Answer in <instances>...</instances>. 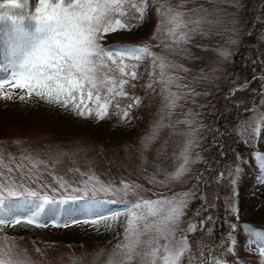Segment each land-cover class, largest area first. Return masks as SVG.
I'll use <instances>...</instances> for the list:
<instances>
[{"label": "rangeland", "instance_id": "1", "mask_svg": "<svg viewBox=\"0 0 264 264\" xmlns=\"http://www.w3.org/2000/svg\"><path fill=\"white\" fill-rule=\"evenodd\" d=\"M34 1L40 7L39 0ZM148 2L143 18L132 7L133 3L143 6L140 0L126 2L124 10L134 21L126 29L106 34L100 41L148 46L154 54L155 61L153 57H145L124 62L129 71L136 72L135 80L130 76L124 78L131 90L137 89V94L125 104H118L115 111L109 105L107 114L97 118L95 112L81 116L41 101L34 94L29 97L21 89H11L13 99H0V132L5 134L0 133V171L9 175L7 167H10L11 175L17 179L23 173L27 187L41 195L47 192L57 201L82 193L70 189L57 193L41 190L37 187L39 182H32L29 175H42L49 183H53V176L63 177L75 186L89 176L96 177L113 189H121L118 193H95L96 200L120 201L116 203L119 206L104 205L106 212L123 208V202L156 200L194 190L195 195L187 197L188 208L175 229L177 239L187 237L190 243L181 264H201L200 253L209 244L213 246L212 254L221 261L226 259L227 264L251 260V264H264L259 248L246 240L244 234L236 236L238 242L232 254L221 248L228 222L233 221L230 208H236L238 218L251 222V227H264V184L249 187L247 184L242 188L243 174L257 161L252 157L258 151L264 152V131H260L262 135L256 131L264 126V29L255 24L263 17L264 2ZM176 13L183 15L177 20L173 18ZM215 20L221 23L217 25ZM193 28L205 34H191V39L185 42L182 37ZM246 36H249L246 44L256 53L259 64L254 65L248 56L243 45ZM222 52L229 55L225 58ZM135 65L138 66L133 68ZM254 70L255 80L250 81L247 74H253ZM115 75L119 77V73ZM169 92L180 97L179 107L165 106ZM20 94L25 95L23 101ZM223 112L225 116L217 125L216 120ZM110 140L112 146L106 144ZM189 140L192 146L186 152L187 171L173 178L172 173L183 163ZM249 140L251 143H247ZM238 156L243 160H238ZM36 161L41 163L33 168ZM221 172L225 175L218 180ZM125 184L130 186L127 194L122 190ZM53 186L59 187L54 183ZM88 196L93 193L89 191ZM204 203L210 206L207 211ZM200 220H204L202 227ZM85 221L37 227L21 220L0 225V260L5 264H150L151 257L129 259L125 249L117 247L127 243L126 212L96 223ZM189 224L197 230L189 232ZM155 235L150 230L141 236L145 249H149L147 241ZM157 264L162 262L157 260Z\"/></svg>", "mask_w": 264, "mask_h": 264}, {"label": "snow or ice", "instance_id": "2", "mask_svg": "<svg viewBox=\"0 0 264 264\" xmlns=\"http://www.w3.org/2000/svg\"><path fill=\"white\" fill-rule=\"evenodd\" d=\"M126 2L129 0H69V3L65 5L64 0H39L40 7L35 10L34 19L38 24L37 31L40 33V38L35 41H26L16 36L2 42L15 63L10 74L0 79V99L11 100L14 94L10 90L21 89L22 93H27L29 97L34 94L41 101L69 109L78 115L83 116L85 112L90 115L95 112L97 118H103L116 97L127 95L124 86L128 83V79L124 77L130 76L133 80L137 78L134 70H128V66L124 63L125 59L141 61L145 57H153L155 61L154 54L148 46L112 48L104 47L100 42L106 34L128 27L119 18L126 15L124 10ZM10 3L13 7H22L19 0H10ZM140 5L143 6L138 7L133 3L132 7L136 8L140 18H143L147 7L146 0H140ZM234 6L225 4V7ZM169 12H171L170 9ZM181 15L183 14L176 13L173 18L178 20ZM9 19L15 20L14 17ZM213 22L217 25L221 23L219 20ZM206 32L209 36L211 35L210 31L206 30ZM191 34L204 35L205 33H202L199 28L189 29L182 39L187 42L191 39ZM222 55L226 58L229 53L222 52ZM107 61H111V64ZM115 73H119V77ZM6 88L9 91H5ZM19 99L23 101L25 95L20 94ZM179 99L176 93L169 92L165 97L167 101L165 106L177 108ZM130 107L132 105H129ZM127 115L125 111L124 117ZM241 142L245 143V141ZM247 143H251V140ZM191 146L192 141L189 140L185 146L183 163L172 173L173 178H179L187 171L186 152ZM252 158L259 160V167L264 169V153L256 152ZM237 159L243 160V157L238 156ZM39 163L41 162L36 161L33 168ZM2 166L7 167V165ZM17 167L22 168V165ZM7 171L9 175L0 171V225L25 220L39 227L47 224L49 219L55 220L56 215L61 211L71 217L73 222H78L77 213H91L92 215L85 222L96 223L97 220H107L126 212L128 221L125 240L127 243L118 244L117 247L125 249L129 259L141 256L151 257L150 264H157V260L162 264H181L185 253L190 250L187 237L177 239L175 229L188 208L187 197L195 195L194 190L175 193L171 197L156 200H140L131 204L123 202V208L104 212L100 210L104 205L116 204L120 201L96 200L95 193L97 191L118 193L121 189H113L111 185L101 183L96 177L89 176L87 180L79 181V186H75L66 182L63 177L53 176V183L59 186L57 188L53 186V183L43 179L42 175L34 177L29 175L32 182H39L37 187L41 190L50 189L52 193H57L60 190L70 189L71 192L82 193L78 197L70 196L57 201L47 192L41 195L39 191L27 187L23 173L17 179L16 176L11 175L12 168L7 167ZM83 175L81 173V176ZM224 175L223 172L219 173L217 179L223 178ZM231 183H235V180H231ZM97 184L99 188L96 187ZM129 187L125 184L122 189L125 194ZM89 191L93 193L92 197L88 196ZM69 199L74 202L82 201V205L69 204ZM58 204L67 205V207L63 209L49 207L47 212L44 211L45 205ZM209 207L207 203L203 204L205 211ZM228 211L234 214V222H228V230L221 241L222 250L226 249L227 253L232 254L238 242L236 236L244 234L260 243L258 252L264 256V232H257L250 226L251 222L240 220L236 215L238 212L236 208H230ZM204 219H211V217ZM199 224L202 227L204 220H200ZM150 230H154L156 235L147 241L149 249H145L141 236L147 235ZM196 230L195 225L189 224V232ZM212 247L209 244L205 251L200 253L201 264H227L226 259L221 261L212 254ZM0 264H5V261L0 260Z\"/></svg>", "mask_w": 264, "mask_h": 264}, {"label": "trees", "instance_id": "3", "mask_svg": "<svg viewBox=\"0 0 264 264\" xmlns=\"http://www.w3.org/2000/svg\"><path fill=\"white\" fill-rule=\"evenodd\" d=\"M19 2L21 3L22 7L16 8V7H13V5L10 3V0H0V79H3L7 76L8 72L12 69V67L14 66V63H15V60L10 57V53H9L8 49L6 48V46L4 44H2V42H6L9 38L16 37V36H19L20 38H22L26 41H35V40H38L40 38V33L37 31L38 24H37V21L34 19V17H36V14L34 11H35V9H37V4L35 3L34 0H19ZM146 2H147V5L149 6L148 0H146ZM263 2H264V0H263ZM68 3H69V0H64L65 5H67ZM263 6H264V3H263ZM262 8L264 11V7H262ZM148 15H149V12H148ZM9 17H14L15 20L9 19ZM119 18L122 20V22H124L127 25L132 24V22L134 21L133 19H130V17H128L127 14H126V16H122ZM149 18H151V17H149ZM255 24H257V26H259V27L262 26V30L264 29V13H263V17H262L261 21L260 22L255 21ZM248 37L246 36L244 38L243 45L248 50V56L254 60V65L259 64L260 60L256 56V53L254 52V50L253 51L249 50V47L246 44ZM101 44L104 47H112V48L136 46L135 44L126 45L123 43L122 44L113 43L112 41L107 42V43L101 42ZM132 60L133 59H131V58H126L124 62H130ZM107 63H109V62L107 61ZM255 77H256V71L255 70H254L253 74L248 72L247 78L250 79V81L255 80ZM124 91L129 96H127L125 98H122V97L121 98H115L113 103L110 104L111 111H115L116 110L115 107L118 104H120V103L125 104V102H127L132 95L137 94V89L131 90L130 87H128V85L124 86ZM225 113L226 112H223L222 114H220V117L216 120L217 125H220L218 123L221 122V119H223V117L225 116ZM26 126H27V124H26ZM13 127H16V126H13ZM261 130H264V126H263V128H261ZM261 132H263V131H261ZM0 133L2 135H5L3 132H0ZM261 135H262V133H261ZM95 142L97 144L101 143L99 140H95ZM106 144H109V146L111 144L113 145V141L110 140V141L106 142ZM258 152L264 153L262 151H258ZM252 165L253 166L252 167L249 166L248 170L243 174V176L245 178H243V180H242L243 181L242 182V188H245L247 186V184H248V187L259 185V184H264V169L259 167V160H257V161L254 160ZM68 203L69 204H81L82 205V201H79V200H77L75 202H68ZM113 206H119V205L114 204ZM49 207H59L60 209H63L65 207H67V205H59V204L53 205V206L45 205L44 211L47 212ZM100 210L106 212L104 207L101 208ZM42 215H43V213H42ZM76 215H77L78 221H79V220L89 219V216H91L92 214L91 213H77ZM66 221H67V223H74L72 221L71 217L65 215L61 211L59 214L56 215L55 220L49 219L47 223H49L51 225H56V226H63L65 224H67V223H65ZM254 228L257 232H264V227H261V228L254 227ZM244 237L246 240L252 241L253 243H255V245L258 248L260 247V243L257 242L252 237L245 236V235H244ZM251 261L241 262V264H251Z\"/></svg>", "mask_w": 264, "mask_h": 264}]
</instances>
